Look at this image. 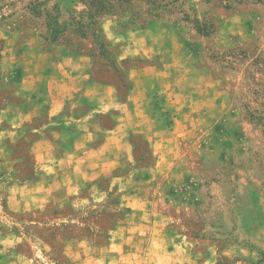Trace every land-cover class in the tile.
I'll use <instances>...</instances> for the list:
<instances>
[{
    "label": "rangeland",
    "instance_id": "obj_1",
    "mask_svg": "<svg viewBox=\"0 0 264 264\" xmlns=\"http://www.w3.org/2000/svg\"><path fill=\"white\" fill-rule=\"evenodd\" d=\"M135 30L150 46L127 55ZM67 56L121 94L132 68L172 66L193 98L152 93L111 175L30 211L7 188L32 172L34 124H1V263L264 264V0H0V107Z\"/></svg>",
    "mask_w": 264,
    "mask_h": 264
},
{
    "label": "crops",
    "instance_id": "obj_2",
    "mask_svg": "<svg viewBox=\"0 0 264 264\" xmlns=\"http://www.w3.org/2000/svg\"><path fill=\"white\" fill-rule=\"evenodd\" d=\"M131 33L137 42L127 55L145 53L150 45L139 42L143 32ZM86 62L81 56L43 62L42 75L18 79V101L0 107V125L19 130L34 124L32 172L15 177L7 188V204L15 211L44 208L59 188L70 196L111 175L131 154V132L142 126L138 117L146 118L152 93H166L171 108L193 98V91L179 87L172 66L146 63L132 68L129 87L121 94L116 84L94 78ZM105 116L111 120L108 125ZM40 118L42 123L37 122Z\"/></svg>",
    "mask_w": 264,
    "mask_h": 264
}]
</instances>
